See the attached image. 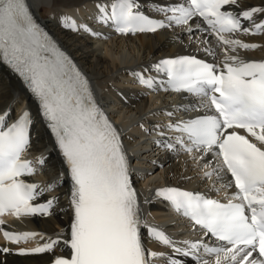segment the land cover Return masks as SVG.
I'll return each mask as SVG.
<instances>
[{"label": "snow or ice", "instance_id": "snow-or-ice-1", "mask_svg": "<svg viewBox=\"0 0 264 264\" xmlns=\"http://www.w3.org/2000/svg\"><path fill=\"white\" fill-rule=\"evenodd\" d=\"M96 6L99 21L111 22L121 35L155 33L170 27H184L192 33L200 25L190 22L196 17L203 19L204 31L216 38L217 47L222 46V64L179 56L161 59L131 75L155 91L163 84L152 72L163 73L168 85L165 90L198 98L191 110L199 108L203 114L154 126L161 137L157 143L167 150L179 147L193 160L211 154L216 163L204 172L205 177L216 178L218 192L232 187L237 191L227 203L176 187L155 192L203 229L205 236L210 235L212 244L204 240L178 242L150 226L142 218L120 133L96 102L88 79L37 23L26 0H0V59L19 74L39 102L40 114L68 170L72 210L67 233L47 236L4 230L5 215L17 219L53 216L59 198L51 196L45 202L40 198L54 192L64 175L46 185L23 179L34 175L35 165H43L44 158H26L31 147V113L25 110L12 121L11 108H5L0 110V232L15 244L37 238L44 241L36 247L20 248V255L53 252L61 243L70 246V256L54 257L53 264H154L161 257L168 264H187L188 258L194 264H264V61H246L231 54L237 48L259 47L235 37L241 32L264 34V23L254 19L256 14H264V8L236 12L231 9L238 6V0H178L157 7L155 11L164 18L154 19L140 10L137 0H112L110 5L101 0ZM242 19L252 26L244 27ZM62 23L74 31L100 35L69 16L62 17ZM205 53L215 57L217 50L209 46ZM166 115L173 118L176 113L168 111ZM229 173L232 179L221 183ZM142 228L171 248L172 254L146 249ZM0 250L10 251L6 247Z\"/></svg>", "mask_w": 264, "mask_h": 264}, {"label": "bare ground", "instance_id": "bare-ground-1", "mask_svg": "<svg viewBox=\"0 0 264 264\" xmlns=\"http://www.w3.org/2000/svg\"><path fill=\"white\" fill-rule=\"evenodd\" d=\"M88 1L99 2L101 0H31L38 20L48 28L58 44L72 54L88 73L112 115H118L117 121L120 123L121 131L126 132L128 128L133 129L132 133L126 134L125 138L130 145L138 142L136 168L139 171L137 169L133 171L132 178L140 191L138 201L142 217H146L148 223L157 222L155 210L161 209V206L158 198L155 197V189L164 184L182 187H192L193 184L195 187H209L210 190L212 188L213 191H216L214 185L219 187L216 178L208 179L204 175V172L210 170L216 161L211 157V154L203 160H193L189 154L167 150L163 146H156L151 150H149L150 148L146 149L148 147L142 141L155 138L156 135L152 133L154 126L166 123L167 118H164L165 116L160 112L171 111L176 105L171 100L170 94H162L160 101L149 99L146 90L142 87L129 88L130 83L126 78L129 76L130 70L148 67L162 56L185 52L198 53L222 64L224 59L222 46L217 47L216 38L209 36L204 31L205 27L197 18H194L190 23L193 26L200 25V28L194 27L192 33L187 32L184 27H172L154 34H138L133 37L109 35L103 38L100 35L94 36L91 32L74 31L64 27L62 17L75 18L74 7L81 6ZM137 1L148 9L162 7L170 2H178V0ZM252 7L264 8V0H238V6L232 9L239 12ZM90 18L92 19V17ZM254 19L257 23H264V14H256ZM241 22L246 28L252 26L250 21L242 19ZM77 24H86L92 29V32L99 34L103 30L101 25L91 24L88 16H83ZM235 38L244 43L259 45V47L249 50L237 48L236 52L231 53L232 55H238L243 60H264V34L252 35L241 32ZM209 46L217 50L215 57L205 53V48ZM22 101L28 105L33 118L29 155L38 154V158H44V164L39 165L42 168V171L38 173L39 180L43 182L42 185H46L61 179V173L64 175L60 186L54 192H47L48 194L42 197L44 200L51 196L59 198L53 216L25 217L19 219L17 223L10 221L3 228L6 231L16 232L34 231L47 236H53L54 233L60 231L67 233L72 218L69 204L71 181L67 167L28 87L19 74L0 59V110L11 108V117L14 115L18 117L22 109ZM197 101V97L184 99L179 109L187 108L190 111L191 105ZM205 163L209 165L208 169L203 167ZM227 182L228 179L225 176L221 183ZM148 207L154 209V212L148 211ZM180 228L182 227L179 226L176 230L179 231ZM64 238L67 239V234ZM38 243L43 244L44 241L37 238L27 243L15 244L6 240L0 232V244L3 248L10 249L8 252L0 250V264H48L53 262L54 257H68L71 254L70 246L63 243L58 245L53 252L18 254L20 248L36 247ZM148 245L154 250L172 254V249L159 247L151 242ZM160 259L166 262V258L161 257ZM187 262L194 264L189 259Z\"/></svg>", "mask_w": 264, "mask_h": 264}]
</instances>
